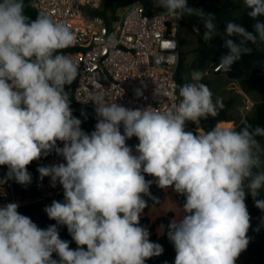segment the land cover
I'll list each match as a JSON object with an SVG mask.
<instances>
[{
    "label": "clouds",
    "instance_id": "obj_1",
    "mask_svg": "<svg viewBox=\"0 0 264 264\" xmlns=\"http://www.w3.org/2000/svg\"><path fill=\"white\" fill-rule=\"evenodd\" d=\"M157 3L174 20L197 12L188 0ZM242 3L254 23L251 31L227 23L225 36L239 42L224 40L228 52L219 66L225 71L252 52L249 44L264 43V0ZM25 8V0H0V166L8 169L0 183L30 184L27 166L55 150L65 162L37 170L41 180L62 186L64 200L44 208L56 221L46 229L21 214L17 203L0 206V264H145L160 256L162 246L140 225L148 206L143 197L159 203L145 174L185 198L182 215L168 225L175 264H236L249 244L246 194L264 210V145L258 139L264 127L244 121L239 130H186L189 122L200 129L202 120L224 108L202 82L205 73L193 70L190 82L178 86L179 102L164 110L128 108L96 94L97 123L87 133L66 89L79 74L64 51L76 36L66 23L43 13L32 19ZM199 19L203 37L217 34L214 14L200 10ZM164 96L155 91L160 104ZM133 136L136 155L126 143ZM58 225L66 226L76 249L60 238Z\"/></svg>",
    "mask_w": 264,
    "mask_h": 264
},
{
    "label": "built area",
    "instance_id": "obj_2",
    "mask_svg": "<svg viewBox=\"0 0 264 264\" xmlns=\"http://www.w3.org/2000/svg\"><path fill=\"white\" fill-rule=\"evenodd\" d=\"M105 0H30L29 6L37 14H47L53 19L66 23L76 36L74 46L68 48L70 54L79 65L77 79L71 84L75 106L72 113L79 114L91 120L89 128L81 126L82 130L91 133L95 130L97 117L92 99L96 94L103 93L106 102L115 101L128 108H145L148 106L169 108L179 102V90L176 72L179 62V30L184 22L183 17L174 20L164 11L147 10L141 1H135L119 8L116 19L107 21L104 17L94 14ZM135 6V7H133ZM205 31L204 26L201 27ZM220 59L205 71V75H225L219 66ZM204 75V76H205ZM141 89L143 95L137 97L135 90ZM155 91L167 92L162 97V103L155 98ZM243 110L249 112L254 107L243 91H239ZM232 124V123H231ZM219 125V124H218ZM217 125V126H218ZM234 129V124H232ZM123 130V125H121ZM189 131H204L196 129L189 122ZM133 154L139 143L133 136L126 140ZM57 145L63 147L58 141ZM63 157L55 150L49 153L42 166L64 163ZM7 166H0V180L7 176ZM171 189V187H169ZM36 196L19 195L14 189V180L0 183V205L17 203L19 207L32 202L45 201L51 204L53 200L63 202V188L59 183L51 185L49 177L40 179L37 175L35 185ZM173 200L182 208L179 194L173 191ZM241 255V254H240Z\"/></svg>",
    "mask_w": 264,
    "mask_h": 264
},
{
    "label": "trees",
    "instance_id": "obj_3",
    "mask_svg": "<svg viewBox=\"0 0 264 264\" xmlns=\"http://www.w3.org/2000/svg\"><path fill=\"white\" fill-rule=\"evenodd\" d=\"M135 1H141L147 8L148 11L154 9L155 11H164L161 7L152 8L155 0H105L102 6L94 10V14L104 17L107 21L111 19H116L115 14L119 8L127 6ZM195 0H188L189 7L193 5ZM227 0H198L200 3L199 6L202 7V11L207 13H212L216 16V22L219 23V28L225 32L226 25L225 23L231 18L232 11L225 7V2ZM30 0H25V13L30 16L32 19H35L38 15L33 8L29 6ZM247 10L244 9L239 19V24L248 28L249 31L252 30V24L254 23L246 14ZM184 20H187L192 27H196L200 30L199 25V15H191L183 17ZM234 42H239L238 37H231ZM224 40L222 39L219 44L210 48L201 43L199 48V53L203 57L213 56L216 57L215 61L220 59L221 56L227 54L228 49L223 47ZM252 48V52L248 55H244L241 59L234 63L232 72L228 75L231 80L235 81L241 90L248 95H251L254 92H258L264 97V43H257L256 45H248ZM67 53L68 48L64 50ZM183 71V58L179 56V62L176 72V81L177 86L183 85L186 82H190L189 79H183L181 73ZM72 86H66V89L70 93L71 98V107L75 106L74 99L72 96ZM179 90V87H178ZM224 104L223 110L219 112L216 117H208L206 120H202L201 128L204 131H209L213 127H216L219 123L229 122L235 124V119L231 116L230 111L233 108L236 100L233 98H227L222 100ZM254 114L252 117H242L239 119V122L235 130H239L243 126V122L247 121L253 127L259 125L264 127V100L254 106ZM73 116L79 118L82 123L81 126L89 128L91 125V120L85 116L73 113ZM224 125V124H222ZM220 125V126H222ZM123 134V130L121 129ZM260 141H264V138H258ZM46 157L42 156L39 160L33 161L30 165L27 166L28 172L31 174L32 181L28 185H21L14 181L15 192L19 195H29L32 198L36 196L35 185L37 175L39 174L38 168L42 166L43 161ZM146 180H153L152 185L156 184L154 178L145 174ZM151 185V186H152ZM153 197L158 200L155 192H152ZM262 197L264 195L261 194ZM159 201V200H158ZM160 202V201H159ZM245 203L247 205L248 212L250 214V221L255 219H264V210H261L255 206V201L250 194H246ZM50 205V203L45 201L32 202L28 205H24L18 208V211L26 216H29L34 223H36L40 228L46 229L49 225L56 224V221L50 220L47 217V214L44 212V208ZM148 224L147 218H140V225L146 227ZM170 223L167 222L166 226L168 227ZM59 235L62 240L68 241L71 249H76L77 245L72 240V237L68 233L66 226H59ZM247 236L249 237V244L245 252L255 259L254 264H264V242H261L256 234L253 231H248ZM151 242L156 243V236L149 235ZM175 248L174 244L171 242L168 246L163 248V253L160 256L152 257L145 261V264H175ZM53 258H57L53 254Z\"/></svg>",
    "mask_w": 264,
    "mask_h": 264
},
{
    "label": "rangeland",
    "instance_id": "obj_4",
    "mask_svg": "<svg viewBox=\"0 0 264 264\" xmlns=\"http://www.w3.org/2000/svg\"><path fill=\"white\" fill-rule=\"evenodd\" d=\"M198 0L193 2L191 6L194 9H197V12L194 15H199V11L202 10V7L199 6ZM157 0L154 1L152 8H158ZM225 7L232 11L231 18L225 23L227 25L228 22H234L239 24V19L242 14V11L245 9L242 3V0H227L225 2ZM217 23V22H216ZM200 28L203 26V23L199 19ZM219 23H217V34L211 37H203L204 31L201 29L202 36L199 35L198 32L194 31L193 27L187 20H184L180 30H179V37L181 39V48L179 50V56L183 58V71L181 73V77L183 79H189L190 74L193 70H202L210 71V67L215 62V58L213 56H205L203 57L199 53V48L201 43L205 46L210 48L216 47L222 39L231 38L226 37L225 32H223L219 28ZM202 82L206 84L209 89L213 93V99L219 97L222 100H226L227 98H233L236 100L233 108L230 111L231 116L235 119L234 129L236 128L239 119L242 117H252L254 114L255 108L253 107L251 111L245 112L243 110V103L241 101V96L239 95V91H242L239 85L230 79L229 76L225 75H213L208 74L205 75ZM247 97L254 102V106L264 100V97L258 92H254L251 95L246 94ZM225 128H230L229 125H222ZM262 145H264V141H260ZM155 192L157 195L159 203H156L152 198L149 196H144L143 198L147 202V207L144 209L143 213L141 214L140 218H147L148 224L145 228L149 230L150 235H155L158 244L162 246V248L168 246L171 241L168 239V227L166 226L167 222L172 221V213H167L163 216H159L152 220L149 217V209L151 207L159 205L162 201L164 196L171 197L173 200V188L169 189H162L154 184L150 187L151 197H153L152 192ZM264 195V191L261 192ZM181 198L182 204L184 203L185 198L179 195ZM2 206V205H0ZM163 226V228H161ZM248 231H253L258 239L261 242H264V219H255L250 221V228ZM255 259L249 256L245 251L241 253V255L236 260V264H254Z\"/></svg>",
    "mask_w": 264,
    "mask_h": 264
},
{
    "label": "bare ground",
    "instance_id": "obj_5",
    "mask_svg": "<svg viewBox=\"0 0 264 264\" xmlns=\"http://www.w3.org/2000/svg\"><path fill=\"white\" fill-rule=\"evenodd\" d=\"M181 210L182 208L174 200H172L171 197L164 196L163 201L159 205L151 207L149 209L148 215L152 220H155V218L159 216H163L167 213H172L173 220L174 218H177L178 215H182Z\"/></svg>",
    "mask_w": 264,
    "mask_h": 264
},
{
    "label": "crops",
    "instance_id": "obj_6",
    "mask_svg": "<svg viewBox=\"0 0 264 264\" xmlns=\"http://www.w3.org/2000/svg\"><path fill=\"white\" fill-rule=\"evenodd\" d=\"M179 40H180V48H181V45H182V43H181V39H180V37H179ZM222 124H224V125H229V127L230 128H232V124L231 123H227V122H222V123H219V125L218 126H220V125H222ZM220 127H223V126H220Z\"/></svg>",
    "mask_w": 264,
    "mask_h": 264
},
{
    "label": "water",
    "instance_id": "obj_7",
    "mask_svg": "<svg viewBox=\"0 0 264 264\" xmlns=\"http://www.w3.org/2000/svg\"><path fill=\"white\" fill-rule=\"evenodd\" d=\"M194 31L198 32L200 36H202V33H201V30H198L197 31V28L196 27H193Z\"/></svg>",
    "mask_w": 264,
    "mask_h": 264
}]
</instances>
